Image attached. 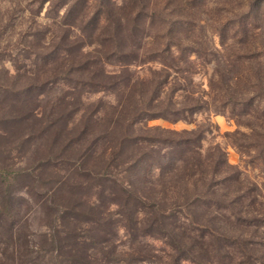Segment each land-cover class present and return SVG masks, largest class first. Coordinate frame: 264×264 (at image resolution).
<instances>
[{
	"label": "rangeland",
	"instance_id": "374dc122",
	"mask_svg": "<svg viewBox=\"0 0 264 264\" xmlns=\"http://www.w3.org/2000/svg\"><path fill=\"white\" fill-rule=\"evenodd\" d=\"M169 138L189 165L162 176ZM0 169V248L26 264H171L162 212L121 184L197 223L231 204L250 256L203 260L264 264V0H0Z\"/></svg>",
	"mask_w": 264,
	"mask_h": 264
},
{
	"label": "trees",
	"instance_id": "16d2710c",
	"mask_svg": "<svg viewBox=\"0 0 264 264\" xmlns=\"http://www.w3.org/2000/svg\"><path fill=\"white\" fill-rule=\"evenodd\" d=\"M131 13V11H130ZM127 17V16H126ZM129 22L132 26L130 28L129 26V33L133 35V32H135L136 26L133 24L136 19L135 17H131L129 15ZM119 21V20H116ZM120 22V21H119ZM120 25L122 29H125L124 23L121 20ZM120 25L117 24H111L110 29L108 31L109 36L107 37L106 41L112 44L115 41H118V34L120 33ZM77 71H81L80 68H78ZM179 135V134H176ZM167 147L171 144H173L175 152L178 153L176 163L171 162L169 163L170 166L168 167H157L159 171V175L162 176L166 173H171L173 171H179L176 169H179L177 167L183 166V169L187 168L189 165V162H186V155L187 152L185 151V148L187 147L186 140L180 141L175 139H166L165 140ZM120 146H125L127 143V138L122 139V142H118ZM168 149V148H167ZM142 157L146 158V153H142ZM142 158V159H143ZM147 159V158H146ZM144 159L142 166H147V161ZM225 164V163H224ZM223 164V165H224ZM172 165V166H171ZM170 167V168H169ZM1 169H0V186L4 185L6 182L5 177L1 176ZM158 176V175H157ZM2 178V179H1ZM141 178H145V176H142ZM228 180V179H227ZM115 183V182H114ZM120 193L123 194V200L125 203L129 202H139L144 205H149L151 208L157 207V209H154V214H157V211L162 212L160 219L161 227L160 230L157 229L159 232H162L163 229L167 230L165 233L168 234L169 241L171 243V247L173 249V253L170 256V262L171 264H179L180 261H190L194 264H207L205 262L208 259L210 255H216L220 258H223L224 256L230 254L232 251H236L240 253V255L243 258H247L250 255L248 253V245L251 244V240L245 238L246 235V228L249 226L250 219L247 218L248 216H241L239 213L235 212L231 208V204L225 205V207L221 208L222 214L225 216L228 215L229 217H232L234 222L232 225L229 223H216V222H200L197 223L194 221V218L191 214L187 216L188 214H182L176 209L177 207L170 209L169 211H173L174 213H168V216H164L165 210L158 208L160 207L159 203L156 202L157 195H150L148 196L145 194L142 190L141 192H137L138 190H133L129 184H123L119 185ZM155 194V193H152ZM178 200H176L177 205L184 206L185 210H188L192 207V201H196L195 199H189L185 198L183 196H178ZM16 207L15 204L11 203L10 200L6 201L2 204H0V230H5L7 233H9L10 238L15 235V232L17 230L15 222L11 221V218L13 217V211H15ZM142 211V210H140ZM164 212V213H163ZM194 212V210H193ZM241 212V211H240ZM244 213H248L245 212ZM159 215V213H158ZM171 217L172 221L169 222V218ZM227 218V217H226ZM180 223V225L175 224V221ZM189 222L190 224L187 227H184L182 222ZM108 223V221H107ZM167 225V226H166ZM192 226V227H191ZM167 227V229L165 228ZM194 227V228H193ZM16 228V230H15ZM14 233V234H13ZM12 234V235H11ZM197 234V236H195ZM12 242L13 240H9ZM0 243H3L0 241ZM17 243L12 242L10 246H5L2 250L0 248V264H26V253H18L17 251ZM231 249V250H230ZM211 250V251H210ZM18 253L17 255H15ZM23 254L24 258L21 256Z\"/></svg>",
	"mask_w": 264,
	"mask_h": 264
}]
</instances>
